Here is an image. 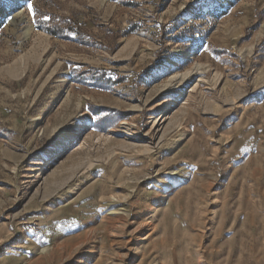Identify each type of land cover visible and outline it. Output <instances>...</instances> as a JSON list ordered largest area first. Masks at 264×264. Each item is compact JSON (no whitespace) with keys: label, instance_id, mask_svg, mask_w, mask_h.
Wrapping results in <instances>:
<instances>
[{"label":"rangeland","instance_id":"rangeland-1","mask_svg":"<svg viewBox=\"0 0 264 264\" xmlns=\"http://www.w3.org/2000/svg\"><path fill=\"white\" fill-rule=\"evenodd\" d=\"M0 264H264V0H0Z\"/></svg>","mask_w":264,"mask_h":264},{"label":"snow or ice","instance_id":"snow-or-ice-1","mask_svg":"<svg viewBox=\"0 0 264 264\" xmlns=\"http://www.w3.org/2000/svg\"><path fill=\"white\" fill-rule=\"evenodd\" d=\"M26 6H27V8H28L29 11L32 10V7H33V6H32L31 4H26Z\"/></svg>","mask_w":264,"mask_h":264},{"label":"bare ground","instance_id":"bare-ground-1","mask_svg":"<svg viewBox=\"0 0 264 264\" xmlns=\"http://www.w3.org/2000/svg\"><path fill=\"white\" fill-rule=\"evenodd\" d=\"M114 200H115V199H114ZM114 200H113V201H114ZM113 201H110L109 204L112 205V204H116V203H117L116 200H115V202H113ZM115 211H116V210H115Z\"/></svg>","mask_w":264,"mask_h":264}]
</instances>
